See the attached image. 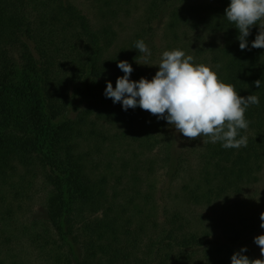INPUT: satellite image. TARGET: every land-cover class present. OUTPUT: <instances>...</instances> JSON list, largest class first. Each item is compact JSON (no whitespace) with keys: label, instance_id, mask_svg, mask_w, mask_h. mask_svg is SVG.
I'll return each instance as SVG.
<instances>
[{"label":"trees","instance_id":"trees-1","mask_svg":"<svg viewBox=\"0 0 264 264\" xmlns=\"http://www.w3.org/2000/svg\"><path fill=\"white\" fill-rule=\"evenodd\" d=\"M97 1L109 13L125 0ZM159 1L160 6L166 3ZM205 3L194 10L203 12L209 23L207 27L201 17L211 31L208 65L241 96L253 94L260 100L245 113L249 127L241 135L248 138L246 147L205 144L207 160L217 166L206 173L213 174L216 183L205 190L199 184L184 186L188 197L210 201L253 184L264 165V49L251 47L258 26L246 38L248 49L239 48L238 30L224 16L230 0ZM153 7L149 4L147 11ZM181 15L171 16V28L178 17L185 19ZM187 17L191 20L190 12ZM110 36L114 32L109 25L95 28L70 0H0V264H209L213 254L216 264H229L242 247L250 259L264 258L249 246L264 234L260 214L223 229L221 238L212 232L200 234L177 214L167 213L160 231L146 232L147 224L138 220L137 196L119 188L121 178L116 183L108 177L110 172L143 169L141 165L129 173L116 172V153L106 141H120L127 134L140 139L145 114L152 115L141 108L118 111L104 95L106 82L115 87L117 77L124 75L117 62L127 61L132 75L141 57L136 49L132 55L120 51L105 57ZM256 80L261 81L259 88ZM80 103L86 108H79ZM124 117L129 129L117 123ZM113 123L119 131L107 135L102 126ZM176 152L169 158L172 176L187 165L186 152ZM139 182L134 175L129 178L133 188ZM39 191L44 201L33 209ZM142 200L149 203L148 196ZM26 207L31 209L28 215L20 216ZM201 250L205 260L190 261Z\"/></svg>","mask_w":264,"mask_h":264},{"label":"rangeland","instance_id":"rangeland-1","mask_svg":"<svg viewBox=\"0 0 264 264\" xmlns=\"http://www.w3.org/2000/svg\"><path fill=\"white\" fill-rule=\"evenodd\" d=\"M70 1L89 17L95 28L109 25L114 32V36H110V41L107 43L105 57L117 56L120 51L125 55L135 54L134 42L140 39L144 40L151 51V56L147 59L149 65L136 62L135 70L129 77L131 80H139L141 77L151 79L158 70L157 64L165 50L182 49L186 54L194 57L195 63L208 65L209 46L212 41L209 34L211 31L207 30L200 21L202 17L208 23V20L202 16L203 12L194 10L199 4L205 5L207 0H165L166 3L162 6H160L159 0H125L121 2L120 8L115 7L114 12L111 10L109 13H104L103 4L97 0ZM152 3L155 4L156 7L153 8L156 9L149 13L147 9ZM159 7L161 10L158 9ZM188 12H190L191 20L187 17ZM179 13L182 14L181 18H188L189 22L185 23V19L180 20L178 17L179 23L173 29L170 27L171 16H175V14L179 16ZM193 16L198 20L193 19ZM193 24H197V27H193ZM143 56L144 54L141 53L138 62L145 63L142 59ZM112 105L118 111L124 110L119 102ZM81 107L86 108V103H80L79 108ZM136 108L140 107L132 109ZM75 113V110H72L71 115L73 116ZM93 116L94 112L92 111L91 118ZM145 116L147 120L145 119L141 126L146 129L140 139H133L131 135L127 134V137L120 141L107 140L106 144L109 147L112 146V150L116 153V158L113 159L116 162V172L129 173L132 168H139L138 166L143 165V169H135L133 174H111L112 172H110L108 177L116 183L121 178L119 188L125 189L128 196L133 194V196H137V202L140 201L138 220L147 224L146 232L149 235H152L153 232L156 234L161 230L165 213L170 216L177 214L183 219L182 223L200 234L212 232L214 237L221 238L223 229L238 226L242 218L259 215L264 211V165L256 182L243 186L238 192L229 193L226 198H222L223 195L213 196L208 201L205 198L200 200V198L188 197L184 189L186 184L190 183L192 186L199 184L205 190L216 183L212 179L213 174L206 173V171L213 173L217 169V166L210 165L211 162L208 161L206 143L204 142L208 138L200 137L197 140L189 141L182 134L177 133L166 120L158 119L154 115L148 116L147 113ZM117 123L123 124L124 129H129V122L125 117ZM117 123L103 125V131L107 135L118 132ZM134 127L138 129L139 124ZM177 150L186 152L183 159L187 161V165L184 164L186 168L184 172L177 173L180 175L172 176L168 173L169 164L172 162L169 158L175 157ZM122 162H124V168L121 165ZM122 169L124 171H121ZM102 172L100 171V174ZM131 175L140 180L134 188L129 183ZM136 189L140 191L137 193ZM144 196H148L147 202L149 203L144 204L142 200ZM35 197L36 199L31 205L33 209H39L44 201V194L39 191ZM30 207H26L23 211L25 213L20 216L28 215ZM133 217L136 218L135 215ZM135 222H138L137 219ZM154 225L157 227L154 228ZM131 226L133 228L134 223ZM249 246L260 253L259 247L255 243H250ZM204 257V250H201L193 254L190 261L194 259L201 262L203 259L205 260ZM211 257H213V261L209 264H216L217 261H214L216 256L213 254ZM228 263L231 264V259ZM174 264L184 263L180 261Z\"/></svg>","mask_w":264,"mask_h":264},{"label":"clouds","instance_id":"clouds-1","mask_svg":"<svg viewBox=\"0 0 264 264\" xmlns=\"http://www.w3.org/2000/svg\"><path fill=\"white\" fill-rule=\"evenodd\" d=\"M224 16L238 30L237 39L241 50L248 49L247 37L253 26L258 33L251 47L264 49V0H230ZM134 48L144 54L146 64L151 51L140 39ZM158 70L151 79L141 77L129 79L133 68L125 60L117 62L124 73L117 77L115 87L106 82L104 95L113 103H121L124 110L139 106L158 119L162 118L175 131L189 141L207 137L205 143L219 142L225 149H239L247 146L246 131L249 121L245 113L249 106L259 105L257 95L241 96L235 86L224 82L212 66L195 63L194 57L182 49L162 52ZM217 64L215 68H219ZM257 88L261 81L256 80ZM259 199V196L257 200ZM260 227L264 228V211L260 213ZM261 257H264V234L254 237ZM242 247L231 256V264H264V258L250 259Z\"/></svg>","mask_w":264,"mask_h":264}]
</instances>
